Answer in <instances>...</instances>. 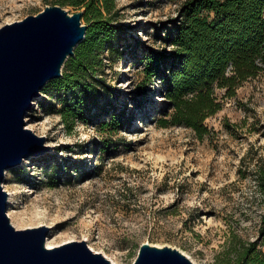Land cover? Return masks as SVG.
Returning a JSON list of instances; mask_svg holds the SVG:
<instances>
[{"label": "rangeland", "instance_id": "374dc122", "mask_svg": "<svg viewBox=\"0 0 264 264\" xmlns=\"http://www.w3.org/2000/svg\"><path fill=\"white\" fill-rule=\"evenodd\" d=\"M58 1L0 0V27ZM181 2L116 0L114 21L127 33L103 53L99 74L116 89L102 96L105 114L69 125L57 89L35 100L26 126L45 135L50 149L7 169L17 227L46 224L54 245L86 239L119 264H133L146 240L179 247L197 264H222L236 240L260 236L264 74L225 98L204 136L185 124L164 125V85L145 78V44L163 43L155 22L175 15ZM114 109L131 121L117 133L103 124Z\"/></svg>", "mask_w": 264, "mask_h": 264}, {"label": "trees", "instance_id": "16d2710c", "mask_svg": "<svg viewBox=\"0 0 264 264\" xmlns=\"http://www.w3.org/2000/svg\"><path fill=\"white\" fill-rule=\"evenodd\" d=\"M84 9L88 24L85 39L65 62L63 75L51 79L45 92L57 89L59 112L67 124L95 120L110 109L102 96L116 89L100 76L104 50L127 33L115 23L116 0H61ZM162 44H145L147 80L161 81L170 108L164 125L185 124L200 136L210 132L207 118L224 107L245 81L264 74V0H182L175 15L156 21ZM220 90H224L223 93ZM130 117L114 109L105 129L119 132ZM62 168V167H61ZM264 192V160L256 169ZM222 264H264V214L260 236L236 240Z\"/></svg>", "mask_w": 264, "mask_h": 264}, {"label": "water", "instance_id": "95a60500", "mask_svg": "<svg viewBox=\"0 0 264 264\" xmlns=\"http://www.w3.org/2000/svg\"><path fill=\"white\" fill-rule=\"evenodd\" d=\"M84 12L55 3L0 27V264H116L86 239L49 247L46 224L17 227L3 183L7 169L50 149L45 135L26 126V115L85 39ZM133 264L197 263L179 247L146 240Z\"/></svg>", "mask_w": 264, "mask_h": 264}, {"label": "bare ground", "instance_id": "6f19581e", "mask_svg": "<svg viewBox=\"0 0 264 264\" xmlns=\"http://www.w3.org/2000/svg\"><path fill=\"white\" fill-rule=\"evenodd\" d=\"M10 215H12V212L10 211ZM13 216V215H12ZM14 218V217H13ZM14 222H15V224H17L16 223V221L14 220ZM24 222V221H23ZM47 245L49 246V247H52V246H54V244L52 243V241H51V239H49V238H47ZM116 264H119L116 260H113Z\"/></svg>", "mask_w": 264, "mask_h": 264}]
</instances>
